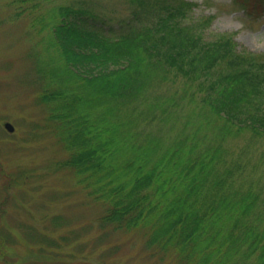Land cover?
Listing matches in <instances>:
<instances>
[{
  "label": "trees",
  "instance_id": "1",
  "mask_svg": "<svg viewBox=\"0 0 264 264\" xmlns=\"http://www.w3.org/2000/svg\"><path fill=\"white\" fill-rule=\"evenodd\" d=\"M129 1L115 30L96 24L87 1L8 0L47 5L31 25L57 64L38 99L63 141L61 164L100 205L97 243L119 230L130 249L141 240L128 264H264V149L235 141L264 142V52L195 35L179 20L190 2L162 0L150 21L153 6ZM233 1L264 12V0ZM175 78L180 92L168 93Z\"/></svg>",
  "mask_w": 264,
  "mask_h": 264
},
{
  "label": "rangeland",
  "instance_id": "2",
  "mask_svg": "<svg viewBox=\"0 0 264 264\" xmlns=\"http://www.w3.org/2000/svg\"><path fill=\"white\" fill-rule=\"evenodd\" d=\"M85 1L97 15L94 21L103 29L109 26L116 30L134 9L129 0H81L77 4ZM184 1L192 6L185 19H179L180 24L189 26L195 35L201 33L210 39L227 34L238 49L264 52V13L246 14L233 0ZM9 3L0 0V264H128L142 241L137 240L136 247L130 249L122 244L128 233L119 230L107 232L105 240L97 243L102 230L95 220L100 205L79 189L73 170L61 164L66 157L63 141L56 135V123L49 118L47 104L38 99L46 83L44 78L54 74L57 64L49 56L54 52H46L45 29H39V23L31 25V12L44 15L47 5L29 9L31 2L26 6ZM146 3L153 6L152 11L145 12L147 20H155L150 12L157 11L162 0ZM147 20L146 25L150 24ZM91 67L87 65L89 70ZM177 80L173 79V90L168 93L180 92L176 91ZM167 84L154 89L166 92ZM90 99L95 108L98 99L102 101L94 95ZM5 121L12 123L13 131L5 129ZM235 141L256 149V155L264 149V142L262 146L258 143L260 148L248 137ZM111 245L119 248L106 255Z\"/></svg>",
  "mask_w": 264,
  "mask_h": 264
},
{
  "label": "water",
  "instance_id": "3",
  "mask_svg": "<svg viewBox=\"0 0 264 264\" xmlns=\"http://www.w3.org/2000/svg\"><path fill=\"white\" fill-rule=\"evenodd\" d=\"M4 126H5L9 131H13V129H14L13 125H12L10 122H8V121H6V122L4 123Z\"/></svg>",
  "mask_w": 264,
  "mask_h": 264
}]
</instances>
